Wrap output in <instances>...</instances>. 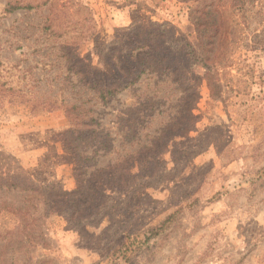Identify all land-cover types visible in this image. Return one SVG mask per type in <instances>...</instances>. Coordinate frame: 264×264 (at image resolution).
Wrapping results in <instances>:
<instances>
[{
	"label": "rangeland",
	"instance_id": "rangeland-1",
	"mask_svg": "<svg viewBox=\"0 0 264 264\" xmlns=\"http://www.w3.org/2000/svg\"><path fill=\"white\" fill-rule=\"evenodd\" d=\"M10 4L23 8L10 12ZM153 24L214 67L218 88L200 82L188 138L170 131L166 90L155 88L169 75L146 70L144 51L135 72L118 60L128 30ZM74 53L101 74L146 72L103 102L65 56ZM193 71L204 77L195 68L178 76ZM154 95L159 105L150 109ZM92 120L99 138H78ZM143 143L153 146L152 166L132 169ZM172 143L177 166L166 152ZM101 170L123 175L99 206ZM11 180L55 200L83 181L89 189L76 223L44 219L50 245L36 260L264 264V0H0V187ZM22 189H0V206H28Z\"/></svg>",
	"mask_w": 264,
	"mask_h": 264
},
{
	"label": "trees",
	"instance_id": "trees-1",
	"mask_svg": "<svg viewBox=\"0 0 264 264\" xmlns=\"http://www.w3.org/2000/svg\"><path fill=\"white\" fill-rule=\"evenodd\" d=\"M191 1L194 3L198 2V0ZM10 5V12L23 8L22 6ZM167 31L169 30L165 26L155 24L148 29L134 28L128 30L129 34L124 35L122 41L118 43V46H122L120 47L121 53L118 60L123 62L124 65L126 62L132 63L131 69L135 72V69L139 67L135 60L141 56L140 52L144 51L147 58L151 59L146 63V70L157 73V71L162 69L163 72L169 75L164 76L163 80L160 77L158 80L155 78V88L159 90L164 87L166 90L167 96L164 99L170 102V131L175 134V138H188L196 129L197 116H195L194 112L200 100V82L205 80L212 91L218 88V85H216L214 78L211 77L214 67L210 64V59L208 57L195 58V53L190 46L178 44L174 36L171 40H168ZM65 56L73 67L77 65L80 67L81 71L76 70V74L83 77L81 81L84 85L95 92L103 102L115 98L123 91L134 88L139 83L140 73L146 72L144 70L139 74L129 72L124 74L123 71H117L115 74L114 72L108 74L102 72L101 74L82 61L80 56L75 55V53ZM193 68L205 70L204 77L196 76L195 71L190 73V76H178L182 71H189ZM109 76H119V78ZM121 76L128 77L121 78ZM156 99L157 96L154 95L149 100V103L151 102L149 105L150 109L158 107L159 102L155 101ZM150 120L152 118H149ZM150 125L151 123L147 122L146 127L148 128ZM97 126L98 123L92 120L85 128L83 127L80 131H76V134H78V138L81 136V138L98 139L99 131ZM104 138H110L109 134H106ZM146 145V143H143L139 152L140 154L143 153L144 158L142 160L141 158L133 160L132 169L140 167L143 163L152 166V163L146 161L145 158L152 157L150 155L153 146L149 147ZM175 147V143L169 144L166 152L171 154L172 161L177 166L179 165V160L176 157ZM100 172L103 176L96 182L99 206L105 200L108 192L117 191V188H113L111 183L120 182L123 175V173L121 176L114 174L105 175L103 172L106 171L103 170L97 173ZM143 172V168L140 169L139 176H142ZM149 177L145 175V179ZM85 184L86 182L83 181L76 191L62 194L61 199H56L58 202L49 195L47 189L36 187L34 184L29 183L26 188L22 189L19 184H14L11 180L10 184L8 183L5 187L2 185L0 189H5L3 194L11 192V190L22 189L19 192L26 194L25 200H28L29 205L19 208L0 206V217L4 218L0 220V264H50L46 258L36 260V257L34 258L33 256L39 249H47L50 245V240L45 232L44 219H47L51 214H64L70 225L76 223L77 218L83 217L82 215L87 212L83 211V209L88 208L90 205V202H87L89 189L85 188ZM40 205L45 208L41 210ZM63 207L66 212L62 210L64 209ZM93 209L94 207H91L89 210ZM23 259L25 261L21 263Z\"/></svg>",
	"mask_w": 264,
	"mask_h": 264
}]
</instances>
